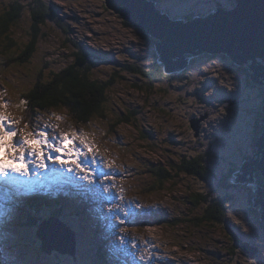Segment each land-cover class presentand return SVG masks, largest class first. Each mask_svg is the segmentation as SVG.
Returning <instances> with one entry per match:
<instances>
[{
    "label": "rangeland",
    "instance_id": "1",
    "mask_svg": "<svg viewBox=\"0 0 264 264\" xmlns=\"http://www.w3.org/2000/svg\"><path fill=\"white\" fill-rule=\"evenodd\" d=\"M13 1L0 0V13ZM45 1L64 26L48 19L41 27L45 35L39 39L36 51L28 62L19 63L7 59L27 43L32 19L22 13L12 25L16 43L8 52L0 43V113L8 116L7 127L17 133L13 143L30 132H44L53 138V143L62 134L71 136L75 132L74 143L81 147L82 154L62 156L66 163L61 164L47 159L49 153L55 156L56 152L44 149L45 166L40 167L41 160L28 156L25 151L28 170L23 174L14 173L20 180L26 176L28 182L3 185L0 180V198L10 194L11 198L18 199L37 192L34 202L42 200L48 204L42 205L44 209L37 206L41 213L53 209L59 202L56 195L60 192L63 201L68 202L67 208H61L66 211L61 219L75 232V253L67 256L55 251L43 252L32 238L34 227L19 224L23 211L1 199L0 264H168L171 261L182 264L181 259L185 260L184 264H264V228L253 215L254 207L249 204L245 190L220 186L223 174L229 173L234 165H242L243 157L253 154L250 143L259 102L256 87L247 85L242 73L231 66L227 57L201 55L179 74L169 75L172 86L165 82L153 84L147 91L144 84H141L143 90L135 88L133 84L142 81L122 69L131 64L149 68L157 60L148 35L131 24H124L122 17L106 8L103 0ZM152 1L174 19L206 15L218 4L233 6V0ZM79 48L86 53L106 55L103 57L107 62L97 61L91 70L94 77H113L106 93L108 108H112L104 113L106 117L93 118L84 127L86 130L71 131L59 124L61 118L65 126L72 124L61 109L46 115L39 112L30 124L32 127L26 126L25 112L21 114L23 93L34 86L39 72L45 78L50 70L76 61L73 52ZM133 109L136 113L134 120L131 116V123L119 124L109 137L103 134L113 130L115 115L125 116ZM202 114L208 118L203 119L195 137L200 123L195 129L191 120ZM80 135L91 151L80 145ZM202 152L206 154L204 164L217 174L216 179L201 180L194 174L181 173L154 191L157 184L148 165L178 164L180 159ZM12 155L18 152L10 151L9 157ZM9 157L0 155L7 163L12 162ZM73 160L81 167L77 168ZM47 163L55 166L54 172L67 173L77 187L48 174L52 171L46 169ZM104 182L118 199L114 205L108 201ZM194 192L210 193L212 200L231 195L225 221H199L204 207L202 203L199 207L190 203V194ZM77 201L82 204L80 212L75 205ZM49 215L41 213L35 226ZM120 236L127 242L129 236H134L131 254H126L127 243H119ZM240 240L258 246L259 252L254 258L243 249Z\"/></svg>",
    "mask_w": 264,
    "mask_h": 264
},
{
    "label": "trees",
    "instance_id": "2",
    "mask_svg": "<svg viewBox=\"0 0 264 264\" xmlns=\"http://www.w3.org/2000/svg\"><path fill=\"white\" fill-rule=\"evenodd\" d=\"M22 13H27L32 19L31 29L27 37L28 41L19 53L16 55H9L7 61L15 60L19 63H25L30 60L33 53L36 51L39 39L41 36L45 35L41 32V27L48 19L64 26L59 16L54 12L53 7L45 0H26L24 2L15 0L9 4V8L0 13V43L5 52H8L10 47L16 43L12 35V25L20 19ZM191 17L192 15H186L182 19H190ZM123 23L127 25L129 24L126 21H123ZM148 38H150L149 35ZM150 40L154 46L155 40L152 38H150ZM89 52L90 51L86 53L79 48L78 52H73L76 56V61L68 63L57 70H50L48 77L42 78V75L39 72L38 79L40 81L37 79L34 86L30 87L26 93H23L22 96L24 99V108L21 110V114H23V111L25 112L24 115L26 120H24V123L26 126L32 127L30 124L39 112L46 115L49 111L51 112L53 110L61 109H64L66 116L72 124L70 126H65L63 124L64 118L60 119L59 124L63 127H68L71 131H75L77 129L86 130L84 127L87 126L93 118L106 117V112L110 111L112 108L111 106L108 108V96L106 93L108 92V88H110L113 84V77L110 76V78L103 79L93 76L91 71L93 65L97 61L107 62V60L104 59L106 56L105 54L99 55L95 52ZM154 55V59H157L156 54ZM214 56L216 55H211V57ZM220 57L225 58L226 56L220 55ZM231 64L233 67L234 64L232 62ZM235 67L240 73H242L243 80L247 83V85L255 88L256 86L249 80V72L247 68L238 66ZM122 70L129 74H133V76L135 75L142 81V83L135 82L133 84L135 88L141 90H143L141 84L146 86V91L147 88L153 87V84L161 85L166 82L167 85L170 84L169 86H172L173 81L170 80L169 75L174 74L163 73L162 67L157 60L154 61L149 68L131 64L124 66ZM115 76L119 75L116 74ZM256 89L258 90L257 99H259V102L257 106V116L255 114V119L253 120V127L254 135L257 138L261 134L260 127L263 115L262 109L264 107V87H256ZM149 91L150 90H148V92ZM161 91L167 92L166 89H161ZM186 92L188 91L186 90ZM135 113L136 109H133L128 110V114H125V116L115 115L114 117L117 118V121L112 125L113 130H107L103 134L109 137L119 124L127 122L131 123L135 119ZM131 116L133 120L131 119ZM251 150L253 153L256 152V148L252 144ZM205 156L206 154L202 152L190 157L186 156L180 159L178 164L168 163L166 165H148V171L154 176V181L157 184L154 191L160 190L163 187L162 185L172 180L175 176H179L181 173L194 174L201 180H207L209 178L216 179L217 174L204 164ZM250 157L251 154L246 155L244 159H248ZM230 170L231 171H229L226 175L223 174V179L221 177L220 186L228 190H231L232 187L241 191L245 190L246 195L250 200L249 204L253 203L252 199L253 196H255V193L252 188L247 190L245 185L235 184L232 182L233 174L238 170V165L232 166ZM255 181L260 188L264 189V176L262 173L256 172ZM151 191L153 192V190ZM190 197L189 201L193 206L197 205L199 207L200 203H202L201 207H204L203 213L199 216V221H225L226 207L228 201L232 198L231 195L225 194L218 199L216 198L212 200L210 193L202 195L198 192H194L190 194ZM45 204L46 203H44V205ZM75 205L78 210L77 212H80L82 204L77 201ZM37 206L38 205L27 206V213H24L23 217H21L23 220L21 223L19 222L20 225H26L31 228L35 227V221L41 216V213H43L37 211ZM41 207V209H44V206ZM17 208L23 210L21 205H18ZM252 211L254 212L253 215L256 219H259L260 215L257 208H252ZM64 213L65 212L60 211L59 209H52L49 210L48 214L61 219L63 218ZM259 223L260 226L264 228V223L260 221V219Z\"/></svg>",
    "mask_w": 264,
    "mask_h": 264
},
{
    "label": "water",
    "instance_id": "3",
    "mask_svg": "<svg viewBox=\"0 0 264 264\" xmlns=\"http://www.w3.org/2000/svg\"><path fill=\"white\" fill-rule=\"evenodd\" d=\"M103 1L106 8L159 40L154 43V47L159 56L157 62L161 63L164 73L184 68L190 58L182 56L184 53L195 56L204 52H222L235 64L248 66L251 72L248 77L253 83L264 85V0H235L236 6L232 10L227 7L222 9L218 4L216 10L207 17L196 16L185 23L182 20H171L166 12L162 14L152 0ZM262 111L264 113V107ZM198 121L191 120V126L196 129ZM260 129L262 133L257 138L254 135V140H251L257 151L252 158L243 157L242 165L234 172L232 182L245 183L246 187L247 184L254 185L252 190L256 195L253 196L252 206L257 208L259 219L264 223V189L254 183V172L261 170L264 176V117ZM34 229L32 238H35L38 248L43 252L50 254L55 251L74 256L75 234L68 225L49 216ZM241 243L243 249L254 258L257 245Z\"/></svg>",
    "mask_w": 264,
    "mask_h": 264
},
{
    "label": "snow or ice",
    "instance_id": "4",
    "mask_svg": "<svg viewBox=\"0 0 264 264\" xmlns=\"http://www.w3.org/2000/svg\"><path fill=\"white\" fill-rule=\"evenodd\" d=\"M21 103H24V101H21ZM7 121L8 116L4 113H0V155L9 157L10 151L13 153L18 152V155H12L10 159L12 161H18L19 163H7L6 160L0 159V175L6 174L9 170L21 174L27 172L25 151H27L28 156H34L41 160L40 167L45 166L43 163L44 149H51L56 152L57 155L55 156L49 153L47 159L61 164L66 163V161L62 159V156L70 158L73 156L79 157L82 154L81 147L74 143V139L77 138L75 132H73L71 136L67 133L62 134L58 139H55V143H53V138L49 137L44 132L35 134L30 132L25 134L23 139L16 140L15 143H13V137H15L17 133L7 127ZM29 137L32 138L30 139ZM78 138L80 145L91 151V146L85 141L83 135H80ZM72 162L76 163L75 160ZM76 167L79 168L81 165L76 163Z\"/></svg>",
    "mask_w": 264,
    "mask_h": 264
},
{
    "label": "bare ground",
    "instance_id": "5",
    "mask_svg": "<svg viewBox=\"0 0 264 264\" xmlns=\"http://www.w3.org/2000/svg\"><path fill=\"white\" fill-rule=\"evenodd\" d=\"M235 0H233V6H231V7H227V8H229V9H234L235 8V6H236V2H234ZM153 2V1H152ZM154 3V2H153ZM154 5H155V3H154ZM106 7V6H105ZM222 9H224L225 7H222V6H220ZM155 8L157 9V10H159L162 14L164 13L160 8L158 9V7L155 5ZM216 10V8L213 10V11H215ZM213 11H211V12H213ZM113 12V11H112ZM211 12H209L208 14H206V15H197V17H201V18H205V17H207ZM116 14H118V13H116ZM169 16V15H168ZM194 17H196V16H193V17H191L190 19H181V18H178V19H174V18H171L170 16H169V18L171 19V20H182V23H185L186 21H188V22H190V21H192L193 20V18ZM122 20L123 21H126V22H128L129 24H131V25H133L132 23H130L129 21H127V20H124L123 18H122ZM133 26H135V25H133ZM135 27H137V28H139L138 26H135ZM140 29V28H139ZM143 31V30H142ZM143 33H145V32H143ZM146 34V33H145ZM146 35H148V34H146ZM150 37V36H149ZM150 38H152V37H150ZM152 39H154L155 40V43L156 42H158L159 40L158 39H155V38H152ZM154 49H155V47H154ZM155 53H156V50H155ZM201 55H224V56H226L235 66H238V67H245V68H247V70L249 69V67L248 66H246V65H237V64H235L234 62H233V60H231L225 53H222V52H220V54L218 53H207V52H204V53H201V54H198V55H195V56H192V54H190V53H184L182 56H184V57H190L189 59H188V61H187V63H186V65L184 66V68L188 65V63L190 62V60L191 59H193V58H195V57H198V56H201ZM156 57L158 58L159 56H158V54L156 53ZM172 60H175V58H172ZM159 63V62H158ZM160 65H161V63H159ZM233 65V67H234V69L235 70H237V71H239L235 66ZM161 67H162V65H161ZM184 68H182L180 71H176V72H171V73H165V74H176L177 72V74H179ZM162 70H163V67H162ZM249 72V71H248ZM164 73V72H163ZM250 80V79H249ZM250 82H252L251 80H250ZM253 83V82H252ZM263 83H264V78H263ZM257 88H259V87H261V86H263L264 87V85L263 84H259V85H257V84H255V83H253ZM50 112V111H49ZM204 118H208L206 115H204V114H202L200 117H198L197 119H199V123H200V125H199V128L197 129V133H196V135H195V133H194V136L195 137H197L198 136V131H200L201 130V127H202V122H203V119ZM196 119V118H195ZM114 124V123H113ZM79 130V129H78ZM261 130V133H262V129H260ZM250 144H252V143H250ZM255 147V146H254ZM256 148V147H255ZM256 151H257V149H256ZM253 157V154L251 155V157L250 158H252ZM10 158V157H9ZM30 159L29 160H27V164H29L30 163ZM14 161H12V162H9V163H13ZM240 164H238V169H240ZM38 168V167H37ZM48 168V170L50 169L52 172H50V173H48V174H53L56 178H59L61 181H63L66 185H68V186H71V187H73V188H75V187H77V184H76V182L74 181V179H70V177H69V175L66 173V174H59L57 171L56 172H54L55 170H56V168H55V166L54 165H48V163L46 164V169ZM238 171V170H237ZM256 172H260V173H262L261 172V170H257ZM256 172H254V183L257 185V183H256V181H255V174H256ZM263 175V174H262ZM233 179L235 178V176H233L232 177ZM0 180L4 183L3 185H5V184H12L13 182H16V183H18L19 185H25L26 184V182H28L27 181V177L25 176V177H23V179L22 180H20V179H18V176L13 172V171H11V170H9L8 172H7V175L6 176H1L0 175ZM105 183V188H104V191H106V194H107V198H108V201H109V203L110 204H112V205H114V202H117V197L115 196V194H111V192H110V189H108L109 188V186H108V183L107 182H104ZM235 184H240V185H245V183H235ZM13 185V184H12ZM16 186H18L17 184H15ZM248 186H251V188L253 189L254 188V185H252V184H247ZM107 191H108V193H107ZM37 192H35V193H32L31 195H28V196H22V197H31V196H33V195H35ZM255 193V192H254ZM255 195H256V193H255ZM113 197V198H112ZM48 205V204H47ZM36 211V210H35ZM19 215V214H18ZM58 215V214H57ZM82 215V214H81ZM11 216V215H10ZM31 216V215H30ZM23 217V216H22ZM11 218V217H10ZM28 219V218H27ZM18 220V219H17ZM23 220V219H22ZM14 221V220H13ZM90 221V220H89ZM14 222H16V221H14ZM25 222V221H24ZM111 236V235H110ZM80 237V236H79ZM102 237H104V236H102ZM84 238V237H83ZM80 239V238H79ZM104 239V238H103ZM135 238H134V236L132 237V236H129V242H127L126 240H125V238H124V236H120V239H119V243H127V250H126V254H131L132 253V250H133V248H132V241L134 240ZM85 240V239H84ZM83 240V241H84ZM257 247V253L259 252V248H258V246H256ZM111 252V251H110ZM113 253V252H112ZM114 255V254H113ZM25 256H26V254H25ZM181 262H182V264H184V259H181L180 260ZM131 263V262H130ZM125 264H126V262H125ZM168 264H174L172 261L171 262H168Z\"/></svg>",
    "mask_w": 264,
    "mask_h": 264
}]
</instances>
